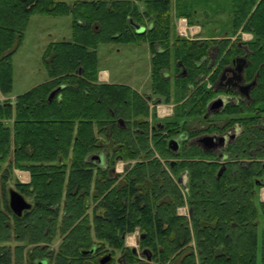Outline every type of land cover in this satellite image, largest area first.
<instances>
[{
    "label": "trees",
    "instance_id": "1",
    "mask_svg": "<svg viewBox=\"0 0 264 264\" xmlns=\"http://www.w3.org/2000/svg\"><path fill=\"white\" fill-rule=\"evenodd\" d=\"M173 3L0 0V264H34L46 253L44 243L58 238L54 264H85L95 255L84 251L93 247L120 250L134 264L139 259L125 237L135 231L144 233L138 244L149 247L159 264H264V231L258 235L264 223L258 193L264 176V11L259 6L252 17L259 30L246 68L248 77L256 76L252 93L214 115H238L229 123L240 125L221 157L188 141L173 150L169 139L198 133L184 119L204 121L215 95L201 77L217 64L214 80L238 48L227 37L178 35L173 20L185 13L173 15ZM231 8L237 27L238 0ZM35 13L69 14L72 36L45 48L48 79L12 99L11 57ZM111 42L148 45L155 101L177 103L163 129L149 132L151 97L98 80L97 46ZM97 153L102 163L92 157ZM117 161L124 162L121 173L114 171ZM14 169L29 171L30 180L20 182ZM11 185L32 202L20 216L8 204ZM184 204L190 218L178 212Z\"/></svg>",
    "mask_w": 264,
    "mask_h": 264
},
{
    "label": "rangeland",
    "instance_id": "2",
    "mask_svg": "<svg viewBox=\"0 0 264 264\" xmlns=\"http://www.w3.org/2000/svg\"><path fill=\"white\" fill-rule=\"evenodd\" d=\"M62 1L70 3L75 0ZM173 2V15L184 11L185 14L183 15L200 25L201 32L197 36H216L218 38L226 35L230 44L238 41L240 33L238 34V26L234 27L232 22L231 0H173ZM175 19L176 17L173 20L174 23ZM71 36V16L69 14H32L24 31L23 40L11 57L12 86L9 93L10 97L21 94L23 91L46 81L48 73L42 57L45 48L52 41H58L63 38L70 39ZM213 56L212 54V58ZM97 59L98 68L107 69L112 81H121L137 90L144 97L149 96L152 98L148 102L150 107L148 120L151 124L174 119V107L177 103L172 100L170 102H160V104H163L161 107L165 106L166 109H169L168 112H163L162 108H159L160 106L157 107L156 95L151 91L149 81L150 53L147 45L142 42L100 43L97 46ZM208 82V80L205 81L204 85L206 86ZM217 117L220 116H215V118ZM184 120L189 125L192 123L198 125L202 122L200 117L198 119L188 117ZM124 166V162L117 161L114 171L121 173L124 170ZM11 186L14 188L13 185ZM26 199L30 200L29 198ZM179 208H181L178 210L180 214L188 216L186 204ZM262 231H264L263 221L260 222L258 227L259 236ZM136 232L130 233L125 239V241H128L127 246L129 248L136 247L138 249V233ZM58 241L59 238L51 246L56 247ZM191 243L194 245L193 239ZM16 244L19 243L12 242L13 246ZM28 248L29 246L25 249Z\"/></svg>",
    "mask_w": 264,
    "mask_h": 264
},
{
    "label": "flooded vegetation",
    "instance_id": "3",
    "mask_svg": "<svg viewBox=\"0 0 264 264\" xmlns=\"http://www.w3.org/2000/svg\"><path fill=\"white\" fill-rule=\"evenodd\" d=\"M259 6L262 7V10L264 11V0H238V34L240 33L241 35V36L240 35L238 36V41L235 42V45L238 48V53L231 56L230 62L226 63L223 67H221L219 71H217V76L215 77L214 80H210V76L216 69V65L212 66V69L208 74L203 75L201 77L202 81L204 82L207 80L209 81L208 84H206V87L213 89L215 95L212 97V99L216 97H221V99L222 98L224 99V102H225L224 105L229 102L238 104L239 100L243 101L244 98L251 95L253 87L256 84V76H254L253 78L248 77L246 74V68L250 64L249 57L252 54L253 46L259 43V35H258L259 30H257L256 27L252 23L253 21L252 17L254 18V12ZM244 10H248L246 14L244 13ZM211 37H216V36H211ZM211 37H197V38L205 39V38H211ZM226 37L227 36L224 35L218 38L224 39ZM210 55L212 57V54ZM213 55L214 56L212 60L215 57L214 53ZM237 58H238V61L236 60ZM240 65L242 66L241 70H240ZM246 85H248V88L245 87ZM146 99H150V97L148 96L146 97ZM159 106H160L159 108H162L163 112H167L169 110V109L167 110L165 106L161 107L163 105H159ZM206 111L207 112L204 117L205 119L204 121H202L198 125L192 123L189 126L190 128L193 129V131L194 130L198 131L196 135H194L193 137H188L186 132H178L175 134V136L171 137L169 141L175 138L177 139L178 144H180L182 141H188L189 143L201 145L200 143H198L197 139L202 136H205V135L219 136V137L224 136L225 141L222 146H219L218 148L214 150H208V151H214L215 153L219 154V156L222 157L223 155H225L223 153V149L229 143L236 141V139L238 138V133L240 131V125L238 124V122H234L231 124L229 123L232 117L237 118L238 115H235V116L221 115L217 120H213L214 115H216L220 111L216 110V111H212L208 113V107L206 108ZM165 122H157L155 124H151L149 121V125H150L149 132L151 133V130H155L156 128L163 129ZM260 183L261 185L258 186L259 200L264 201V192H263L264 176H262ZM17 191L24 197V199L27 202L31 204L30 205V208H31L32 202L30 200H27L21 191L19 190ZM29 209H26V210H29ZM24 211L25 210H23L22 213ZM190 211L191 209L188 208L189 218L191 216ZM136 233H138V239L144 237V233H141L139 231H137ZM44 246H46V253L43 255V257L38 258L34 264H37L40 260H44L45 264H54L56 257L54 255L53 247L51 246L50 243H44ZM137 247L138 249H136V251H133L132 248H129L130 252L138 256V259H139V262L134 263V264H159L157 260V256L154 254V252L149 247L144 246L140 248V245L138 244V242H137ZM86 251L87 252L84 251L85 254L92 253L95 256L94 257L88 256L92 258L93 260H88L90 258H87V260H85L86 262L85 264H101V262H103V264H129V263H126L124 259L125 258L124 253H122L120 250H116L114 252H110V251L100 252L98 249H95V247H93ZM76 264H82V261L80 260V262H77ZM173 264H178V261H175Z\"/></svg>",
    "mask_w": 264,
    "mask_h": 264
},
{
    "label": "water",
    "instance_id": "4",
    "mask_svg": "<svg viewBox=\"0 0 264 264\" xmlns=\"http://www.w3.org/2000/svg\"><path fill=\"white\" fill-rule=\"evenodd\" d=\"M135 29L137 31L142 30L143 28L139 25L135 26ZM241 59V58H240ZM238 61V58L236 59ZM238 68V67H237ZM242 69V66L240 65V70ZM238 70V69H237ZM62 85L57 86L56 88H54L50 94H49V98H52L60 89H61ZM246 88H248V85L245 86ZM224 99L221 97H216L213 98L209 104H208V113L212 112V111H219L222 109V107L224 106ZM119 124L123 125L124 121L123 119L119 118L118 119ZM198 143L201 144V146L206 149V150H214L216 148H218L219 146H222L224 141H225V137L224 136H211V135H205L202 136L200 138L197 139ZM169 145L170 147L175 150L178 147V143H177V139L173 138L169 141ZM95 159H98L100 163L103 162V155L101 153H97L94 154L92 156ZM222 170V168H221ZM219 170V172L221 171ZM218 172V173H219ZM179 182L183 183L184 179L183 177H180ZM8 204L10 209L12 210V212L15 215L20 216L23 210L29 209L30 208V203L27 202L24 197L15 189L13 188H9L8 189ZM191 212V211H190ZM189 212V214H190ZM133 251H136V247H132ZM87 252V251H85ZM107 259V258H106ZM105 261V260H103ZM37 264H45L44 260H40ZM101 264H103V262H101Z\"/></svg>",
    "mask_w": 264,
    "mask_h": 264
},
{
    "label": "built area",
    "instance_id": "5",
    "mask_svg": "<svg viewBox=\"0 0 264 264\" xmlns=\"http://www.w3.org/2000/svg\"><path fill=\"white\" fill-rule=\"evenodd\" d=\"M175 28H176L178 35L186 37V38H190V39L196 38L197 34L200 33V26L198 24L189 23L188 19L185 16H176ZM179 209L181 208H178V210Z\"/></svg>",
    "mask_w": 264,
    "mask_h": 264
},
{
    "label": "crops",
    "instance_id": "6",
    "mask_svg": "<svg viewBox=\"0 0 264 264\" xmlns=\"http://www.w3.org/2000/svg\"><path fill=\"white\" fill-rule=\"evenodd\" d=\"M205 37V36H204ZM206 37H210V36H206ZM145 45H147L146 43H144ZM148 47V45H147ZM149 49V47H148ZM150 53V51H149ZM150 57H151V53H150ZM149 64H150V60H149ZM149 70H150V65H149ZM105 75V76H104ZM110 73L107 69H99L98 72V80L101 82H111V83H119V84H125L121 81H112L110 78ZM126 85V84H125ZM28 90V89H27ZM24 92V91H23ZM19 95V94H18ZM17 96V95H16ZM15 97V96H14ZM13 96H11L10 98H14ZM14 175L15 177L22 183H27L30 180V172L27 170H20V169H14ZM26 173L25 175L23 173ZM126 243L128 244V241H126Z\"/></svg>",
    "mask_w": 264,
    "mask_h": 264
},
{
    "label": "bare ground",
    "instance_id": "7",
    "mask_svg": "<svg viewBox=\"0 0 264 264\" xmlns=\"http://www.w3.org/2000/svg\"><path fill=\"white\" fill-rule=\"evenodd\" d=\"M238 12V11H237ZM182 37V36H181ZM3 39V38H2ZM105 76V75H104ZM61 80V79H60ZM63 82V81H62ZM171 82V81H170ZM56 84V83H55ZM204 84V83H203ZM63 89V88H62ZM74 131V130H73ZM257 135V134H256ZM158 137V136H157ZM228 146V145H227ZM229 147V146H228ZM246 147H247V145H246ZM170 150V149H169ZM246 153H247V151H246ZM244 155V154H243ZM124 160V159H123ZM259 162V161H258ZM205 163V162H204ZM183 170V169H182ZM185 172V171H184ZM241 173V172H240ZM24 175L26 174L25 172L23 173ZM178 177V176H177ZM250 178V177H249ZM204 181V180H203ZM210 181V180H209ZM208 181V182H209ZM197 182V181H196ZM212 186V185H211ZM259 186V185H258ZM218 192V191H217ZM220 192V191H219ZM263 192H264V188H263ZM253 194V193H252ZM254 195V194H253ZM240 199V198H239ZM232 203V202H231ZM95 204V203H94ZM254 207V206H253ZM193 208V207H192ZM203 215V214H202ZM193 219V218H192ZM195 221V220H194ZM181 224V223H180ZM228 224V223H227ZM259 225V224H258ZM227 226V225H226ZM244 227V226H243ZM238 229V228H237ZM177 230V229H176ZM180 232H181V230H180ZM230 233H232V232H230ZM135 237V236H134ZM218 237V236H217ZM257 238V237H256ZM224 243V242H223ZM195 246H197V245H195ZM263 251V250H262ZM179 253V252H178ZM197 254V253H196ZM119 255V254H118ZM189 255V254H188ZM29 256V255H28ZM145 257V256H144ZM27 262V261H26Z\"/></svg>",
    "mask_w": 264,
    "mask_h": 264
}]
</instances>
